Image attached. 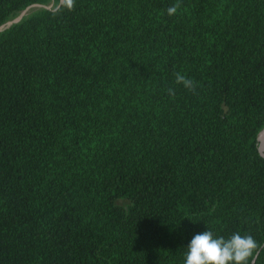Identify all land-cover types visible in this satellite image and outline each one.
I'll return each instance as SVG.
<instances>
[{
    "label": "trees",
    "instance_id": "16d2710c",
    "mask_svg": "<svg viewBox=\"0 0 264 264\" xmlns=\"http://www.w3.org/2000/svg\"><path fill=\"white\" fill-rule=\"evenodd\" d=\"M45 1L0 0V29ZM263 133L264 0L23 18L0 31V264H185L206 230L264 264Z\"/></svg>",
    "mask_w": 264,
    "mask_h": 264
},
{
    "label": "clouds",
    "instance_id": "9594fccd",
    "mask_svg": "<svg viewBox=\"0 0 264 264\" xmlns=\"http://www.w3.org/2000/svg\"><path fill=\"white\" fill-rule=\"evenodd\" d=\"M62 8L72 11L75 0H60ZM180 5L177 3L167 9L169 16L177 13ZM175 82L186 90L195 93L198 85L191 78L176 73ZM168 94L174 96L173 89ZM261 246L251 235L233 233L229 238L214 237L211 231L196 234L187 246L185 264H250L254 253Z\"/></svg>",
    "mask_w": 264,
    "mask_h": 264
},
{
    "label": "rangeland",
    "instance_id": "374dc122",
    "mask_svg": "<svg viewBox=\"0 0 264 264\" xmlns=\"http://www.w3.org/2000/svg\"><path fill=\"white\" fill-rule=\"evenodd\" d=\"M60 4V0H46L43 3H37V4H33L30 5L28 7H26L23 11H21L20 13H18L17 15L11 17L6 23L5 26H3L1 30H4L6 28H8L9 26L18 23L20 20H22L23 18H27L33 14L38 13L41 10H52V9H56Z\"/></svg>",
    "mask_w": 264,
    "mask_h": 264
},
{
    "label": "bare ground",
    "instance_id": "6f19581e",
    "mask_svg": "<svg viewBox=\"0 0 264 264\" xmlns=\"http://www.w3.org/2000/svg\"><path fill=\"white\" fill-rule=\"evenodd\" d=\"M259 152L264 156V133L259 137Z\"/></svg>",
    "mask_w": 264,
    "mask_h": 264
},
{
    "label": "water",
    "instance_id": "95a60500",
    "mask_svg": "<svg viewBox=\"0 0 264 264\" xmlns=\"http://www.w3.org/2000/svg\"><path fill=\"white\" fill-rule=\"evenodd\" d=\"M260 153V152H259ZM262 155V154H261ZM262 157L264 158V156L262 155Z\"/></svg>",
    "mask_w": 264,
    "mask_h": 264
}]
</instances>
